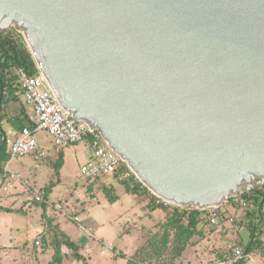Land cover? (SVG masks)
Returning a JSON list of instances; mask_svg holds the SVG:
<instances>
[{
	"label": "water",
	"instance_id": "water-1",
	"mask_svg": "<svg viewBox=\"0 0 264 264\" xmlns=\"http://www.w3.org/2000/svg\"><path fill=\"white\" fill-rule=\"evenodd\" d=\"M11 27L63 109L157 197L206 210L261 193L264 0H0Z\"/></svg>",
	"mask_w": 264,
	"mask_h": 264
},
{
	"label": "rangeland",
	"instance_id": "rangeland-1",
	"mask_svg": "<svg viewBox=\"0 0 264 264\" xmlns=\"http://www.w3.org/2000/svg\"><path fill=\"white\" fill-rule=\"evenodd\" d=\"M21 110L20 100H7L3 104L4 120L8 119L11 128L10 119ZM7 124L3 123V128L10 137ZM35 137L47 149L46 155L35 158L34 154H26L7 162L10 171L28 177V185L14 180L12 188L6 189L0 170V264H49L48 251L52 248L49 241L55 233L63 237L62 231H55L59 226L79 245L78 251L85 254L89 264H125L129 258L137 259L140 264H214L215 255L230 241L244 246L247 243L245 211L232 210L241 222L240 230L230 231L228 223L225 229L203 224V234L193 235L183 252L176 256L175 230L166 225L161 208L147 215L145 204L137 201L138 195L127 192L124 184L111 176L100 177L93 183L83 178L79 168L87 159L89 141L59 147L64 149V154L57 169L60 151L48 133L37 130ZM31 164L36 166L33 172L26 169ZM51 181L54 185L47 198L54 201H49L43 214V202L33 197ZM113 194L116 198L110 201ZM56 202L66 208L67 215L53 206ZM79 223L91 227V233L80 232ZM36 239L39 244L34 243ZM252 252L259 264H264V255H258L257 250ZM62 261L84 264L74 259L73 250H68Z\"/></svg>",
	"mask_w": 264,
	"mask_h": 264
},
{
	"label": "built area",
	"instance_id": "built-area-1",
	"mask_svg": "<svg viewBox=\"0 0 264 264\" xmlns=\"http://www.w3.org/2000/svg\"><path fill=\"white\" fill-rule=\"evenodd\" d=\"M16 74L21 83L24 102L30 109L29 118L33 123V127H23L13 140L6 139L7 150L10 155L9 160L26 154H34L35 158L46 155V151L40 147L34 135L35 131L44 130L51 137L53 145L57 148L83 141L90 142L92 156L82 163L79 168L80 174L87 182L93 183L103 176L112 177L116 171H119L117 174L119 181L126 180L131 185L139 182L134 172L109 148L97 130L91 129L81 120L74 119L63 109L40 72L28 73L24 67H17ZM5 173L4 187L10 189L13 186V181L20 180V177L16 172L10 171L7 164L5 165ZM23 184L27 185V181L24 180ZM154 196L156 197V204H169L156 195ZM34 199L36 201L44 200L43 194H35ZM231 199L230 206L232 210L237 205L241 207L248 206L247 201L239 200L237 196ZM53 206L62 211L64 215L68 214L61 203H53ZM204 211L212 226L225 229V224L228 223L233 230H240L241 228L240 224L235 222L234 211L227 210L223 206L207 208ZM223 211L225 212L223 213ZM221 213L224 214V222L222 223ZM73 219L78 221L75 217ZM78 228L80 232L87 231L89 234L92 229L91 227H84L80 223ZM226 249L231 250V255L228 256L224 253L222 255L223 260L217 259L213 261L214 264H259L255 254L252 251H247L241 244L230 241Z\"/></svg>",
	"mask_w": 264,
	"mask_h": 264
},
{
	"label": "trees",
	"instance_id": "trees-1",
	"mask_svg": "<svg viewBox=\"0 0 264 264\" xmlns=\"http://www.w3.org/2000/svg\"><path fill=\"white\" fill-rule=\"evenodd\" d=\"M17 67H24L28 73H37L38 69L36 67V63L30 53L29 48L24 40L21 32L16 30L14 27L0 31V78L4 85V93L3 98L0 103V123L5 118V113L2 112V106L7 100H20L22 103L23 110H21L16 116L11 118V126L16 130H21L23 127H33V123L28 117L26 112V104L23 100H21V96L23 99V93L21 88V83L18 75L16 74ZM8 120V119H7ZM27 122V124H26ZM2 138V133H0V140ZM7 138L0 144V170L3 172L2 176L6 179L5 173V165L9 160V152L7 150ZM62 153H59V160L57 164V169L61 163ZM119 171H116L112 176L114 179H117V174ZM99 179V178H98ZM125 186L127 192H132L137 194L138 196H146L148 197L147 207L150 209L161 208L164 211V215L166 218V225L173 226L175 230V245L174 250L176 256L180 255L183 250L189 244L190 238L195 234L202 235L203 224H207L209 226L210 223L207 219L206 212L204 210H200L197 208L189 207H178L171 203L168 205H164L163 203H155L156 197L151 194V192L142 185L139 181L137 183H133L132 185L126 180H120ZM49 184V185H48ZM43 187V191H39L38 193H42L44 200L39 201L43 202L41 207L44 211L46 210L47 205V194L51 192V188L54 185V182L51 181ZM110 201L115 200V195L109 196ZM34 198V197H33ZM239 200H244L248 202V206L241 207L237 205L233 208V210L238 211L239 209L245 211L243 216L247 218V227L249 231V236L247 243L243 247L247 251L257 250L259 252L258 255H264V188H261V193H257L255 189H252L249 192H242L237 195ZM232 199H230L231 201ZM228 210V209H227ZM225 211H223L224 213ZM221 213V219L223 218ZM235 222L240 224L239 219H236L234 213ZM161 219V218H160ZM240 228V229H241ZM62 231L61 236L58 233L54 234L53 239L49 241V245H51V249H49V264H63V257L68 253V250H73V256L76 260L84 261V264H89L87 259H85V254L83 255L78 251L79 245L70 238V236L59 226V229L55 231ZM230 231H238L230 229ZM35 244H39V239L34 241ZM226 253L228 256L231 255L230 249H224L215 255L214 261L219 259L223 260L222 255ZM125 264H140V262L135 258H129Z\"/></svg>",
	"mask_w": 264,
	"mask_h": 264
},
{
	"label": "crops",
	"instance_id": "crops-1",
	"mask_svg": "<svg viewBox=\"0 0 264 264\" xmlns=\"http://www.w3.org/2000/svg\"><path fill=\"white\" fill-rule=\"evenodd\" d=\"M21 100H23L24 101V99H22V96H21ZM22 102V101H21ZM22 104V103H21ZM26 112H27V114H28V117H29V114H30V109L27 107V105H26ZM30 119V118H29ZM3 123H6L7 124V120L5 119H3L2 121H1V125H0V133H2V135L4 134L5 135V138H7V139H9V140H13L17 135H18V133H19V130H16V129H14V128H11L8 124V129H9V131H10V137H8L7 136V130H5L4 128H3ZM34 135H35V133H34ZM50 140H51V137H50ZM37 141L39 142V140L37 139ZM52 141V140H51ZM39 145H40V147H42V149H45V151H46V154L48 153V151H47V149L46 148H44V145L41 143H39ZM76 145V144H75ZM58 149V148H57ZM57 151H60L61 153H62V155L64 154V149H58ZM56 152V151H55ZM92 156V150H91V148L89 149V153H88V155H87V159L86 160H88L90 157ZM7 167H8V165H7ZM26 169L27 170H29V171H31V172H33L34 170H36V166L33 164H31V165H28V166H26ZM13 172H16L18 175H19V177H20V180L22 181V183H23V181L24 180H26L27 181V185L29 184V179H28V177H24V176H22V175H20V173L18 172V171H13ZM22 176V177H21ZM51 190H52V188H51ZM140 196H138V202H140V203H142V204H145V206H146V208H147V210H146V214L147 215H150L151 214V211L153 210V209H150L149 207H147V203H148V197H144V196H142V197H140ZM143 199V200H142ZM46 202H47V204L49 205V201H54V200H50V199H48L47 197H46ZM223 207H225V208H227V209H229L230 211H232V207L230 206V201H228V202H225L223 205H222ZM155 209V208H154ZM162 217V216H161ZM161 217H159L158 219H160Z\"/></svg>",
	"mask_w": 264,
	"mask_h": 264
}]
</instances>
